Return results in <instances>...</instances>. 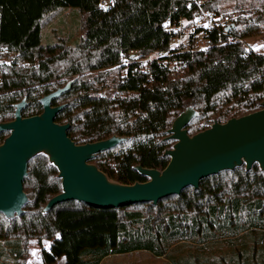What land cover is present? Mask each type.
Returning <instances> with one entry per match:
<instances>
[{"label":"trees","instance_id":"1","mask_svg":"<svg viewBox=\"0 0 264 264\" xmlns=\"http://www.w3.org/2000/svg\"><path fill=\"white\" fill-rule=\"evenodd\" d=\"M99 2L0 0V59H8L0 64V123L14 118V105L24 97L23 117L41 113L40 98L73 80L52 100L53 106L65 104L56 122L70 124L67 134L76 144L124 137L90 163L109 180L132 184L147 180L137 165L158 170L167 165L164 151L174 140L165 139L166 130L187 106L198 112L195 129L191 122L186 126L190 135L205 129L203 120L224 122L262 108L264 53L228 37L264 33V0H111L108 7ZM201 9L253 14L238 16L221 38L216 31L203 32L208 43L202 50L170 51L148 60L149 71L128 56L130 50L140 58L165 51L170 34L164 24L192 20ZM66 11L77 16L82 35L73 45L60 35L42 43L43 27ZM128 57L124 80L114 78L119 94L100 96L101 70L119 74ZM166 60L173 61L170 69ZM7 134H0V143ZM27 172L23 213L11 218L0 213V264H21L31 238L40 247L42 240L49 242L41 249L44 264L61 257L65 264H101L139 251L168 264H264V170L256 163L203 178L197 189L185 188L156 204L107 208L72 200L47 212L48 200L61 192L58 171L46 155L37 154Z\"/></svg>","mask_w":264,"mask_h":264},{"label":"water","instance_id":"2","mask_svg":"<svg viewBox=\"0 0 264 264\" xmlns=\"http://www.w3.org/2000/svg\"><path fill=\"white\" fill-rule=\"evenodd\" d=\"M72 82L69 80L63 87L42 96L41 113L23 117L24 97L14 105V118L0 123V134L8 132L0 143V213L6 218L23 213L28 201L23 182L28 174V162L37 154L47 156L61 181V192L48 200L44 212L58 203L72 200L107 208L156 204L162 198L179 195L185 188L197 189L203 178L237 166L245 165L249 170L256 163L264 170L263 100L259 110L224 122L215 120L208 128L192 135L186 126L198 112L187 106L166 130L165 139L174 140L172 147L164 151L169 156L167 165L162 170L137 165L136 169L147 177L144 182H113L90 161L125 138L113 135L76 144L67 134L70 124L55 120L65 104L53 106L52 100L66 93Z\"/></svg>","mask_w":264,"mask_h":264},{"label":"rangeland","instance_id":"3","mask_svg":"<svg viewBox=\"0 0 264 264\" xmlns=\"http://www.w3.org/2000/svg\"><path fill=\"white\" fill-rule=\"evenodd\" d=\"M229 11H233V10L229 9L228 12ZM252 14L253 13L251 11H245L243 13H239L240 16L239 18H243V17L247 18L252 16ZM76 22H77V16L70 14V12L68 11L64 12L63 14H59L58 16L52 17L51 19H49L48 23L43 27L44 37L42 38V43L46 44L55 41L57 40V37H59L60 35L66 37L64 38L66 43L73 45L75 40H77L78 37L82 35V28H79L76 25ZM68 37H70V40L67 39ZM246 40H247L246 44L248 46L247 49H251L256 53H264V47H257L259 45H264V33L252 37H248L246 38ZM206 46H205V42H202L201 40L197 44V47L201 50L206 48ZM154 55L155 54H151L150 56L152 57ZM101 72L105 74V79L99 84V87L101 88L107 87V84L113 85L114 78L117 77V70L108 68L101 70ZM87 73L90 75H96L97 71L83 72V74H87ZM62 79H67V77H63ZM190 122L192 123L191 126L192 130H194L195 129L194 126L195 125L197 126V121L192 119ZM209 123L212 124V122ZM200 124H202V122ZM41 243H42V247L39 246L35 238H31L28 240V243L26 245L27 252L21 264H44L41 258V249L47 248L49 242L42 240ZM181 249H183V251L186 252V246L182 247ZM53 264H65V260L63 257H61L58 258ZM101 264H168V263L167 260L163 257H154L148 252L139 251V252L107 257L101 262Z\"/></svg>","mask_w":264,"mask_h":264},{"label":"built area","instance_id":"4","mask_svg":"<svg viewBox=\"0 0 264 264\" xmlns=\"http://www.w3.org/2000/svg\"><path fill=\"white\" fill-rule=\"evenodd\" d=\"M110 2L111 0H100L99 4L100 6L105 7ZM238 16V13L235 11L216 14L210 10L201 9L200 14L194 17L192 20L179 18L178 21L175 23L167 21L165 23V29L169 32L170 37L168 40V48L165 51L152 52L144 58H140L137 50H130L128 52V56H130V58L132 59L134 58L143 62V70L149 71V65L148 63H146L148 60L157 59L163 55H169L170 51L185 52L189 50H201L197 47V44L200 42V40L202 42H205V46L208 43L207 39L203 37V32L216 31V36L218 38H221L223 35L227 34L228 30H226V28L231 24H234L235 21L238 19ZM196 29H199L200 32L196 33ZM228 40H239L243 47H248L246 44V38L234 39L233 37L229 36ZM151 54L155 55L151 57ZM7 61V58H2L0 59V64L6 63ZM130 62L132 61H130L129 57L123 59V64L125 68L122 69L119 74H117L118 79L124 80L127 65H129ZM165 62L168 63V68L170 69V66L173 64V61L171 62L166 60ZM116 94H119V92L114 86V83L113 85L107 84V87L104 88L100 87L99 95L102 97H114ZM201 125L204 128H208L211 123L207 122L206 120H203Z\"/></svg>","mask_w":264,"mask_h":264},{"label":"snow or ice","instance_id":"5","mask_svg":"<svg viewBox=\"0 0 264 264\" xmlns=\"http://www.w3.org/2000/svg\"><path fill=\"white\" fill-rule=\"evenodd\" d=\"M257 47H264V45H259V46H257Z\"/></svg>","mask_w":264,"mask_h":264},{"label":"crops","instance_id":"6","mask_svg":"<svg viewBox=\"0 0 264 264\" xmlns=\"http://www.w3.org/2000/svg\"><path fill=\"white\" fill-rule=\"evenodd\" d=\"M247 41V40H246Z\"/></svg>","mask_w":264,"mask_h":264}]
</instances>
